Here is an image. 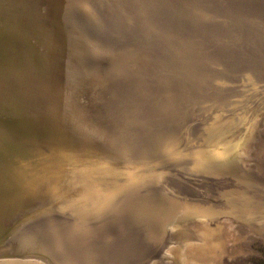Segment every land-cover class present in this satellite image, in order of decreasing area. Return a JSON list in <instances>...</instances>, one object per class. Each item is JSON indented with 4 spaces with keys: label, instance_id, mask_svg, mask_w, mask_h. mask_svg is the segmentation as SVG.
<instances>
[{
    "label": "rangeland",
    "instance_id": "rangeland-1",
    "mask_svg": "<svg viewBox=\"0 0 264 264\" xmlns=\"http://www.w3.org/2000/svg\"><path fill=\"white\" fill-rule=\"evenodd\" d=\"M68 1L74 15L71 16L68 25L74 31L75 40L65 47L59 45L53 57L56 64H54L56 76L59 78L57 81L61 84L68 81L69 85L65 82L66 95L70 93V89L77 88L75 78L86 76L89 84L93 86L94 81L90 78L93 64L95 67V61L100 60L101 56L108 61L105 99L100 107L93 103L95 108H92L93 111L98 109L102 111L98 116L107 121L105 124H108V127L105 131H99L101 123L97 126V121L92 120L91 125L84 120L80 129L83 132H89V135L85 138L86 142H74L72 145L75 147L72 148H77L78 151L88 148L91 150L90 153L96 152L92 154L105 161L103 164L107 167L111 166V163L116 165V170L112 172V169L108 170L110 172H95V175H103L105 178L97 182V185L102 187L97 188V195L107 194L111 190H120L128 182L123 189L128 196L121 202L122 204H118L123 212L116 216L107 212L102 218L91 220L89 223H92V226L95 225V228L91 230L77 226L78 230L75 226L81 208L90 203V198L80 200L79 192L75 191L76 185L68 189L70 193L66 196L59 194L51 198L46 197L36 205L37 207H34V210L33 208L29 209V212L25 210V217L29 215V218L37 211H44V208L48 209L49 213L51 211L49 207L52 205L55 206L53 207L56 211H52L51 215L41 212L45 215V220L33 222L34 224L25 228H17L10 235V240L4 239L6 244L2 243L3 240L0 242V254L20 249H22L21 252L33 250L46 254L53 264L58 262V264H177V259L181 260L182 264H264V232L253 230L236 211H224L223 214L212 219L187 216L186 220L176 222L170 220L169 223L173 222V232L177 231L176 236L173 235L171 239L173 242L176 241L175 243L166 239L165 236L158 237L155 234L156 212L167 207L165 203L159 202L169 203L168 197L174 199L177 197L176 200L188 202L200 199L186 196L189 192L186 185H189L190 180L200 182L204 177L205 180L214 178L235 181L239 186H245L247 183L257 185L259 183L254 179L255 173L259 180L264 182V77H259L258 71L250 64V59H254L256 50L264 57V0H90L91 3L89 0ZM79 12L83 13V19ZM82 24L84 33L81 31ZM97 55L100 58L96 57ZM81 57L86 59L82 60ZM102 69L98 73V80L104 76L105 69L104 71ZM102 81L104 82L105 79L103 78ZM100 90L95 92L97 96L100 95ZM67 97L70 99V95ZM51 100L54 101L53 98ZM59 101V99L55 101L58 104H56L57 107L64 111L66 108L69 110L68 104L64 105L65 102ZM94 101L99 102L100 99L96 97ZM72 103L74 105V102ZM64 106H66L65 109ZM86 109L78 111V115L80 117L91 115L92 112ZM217 113L219 116L229 114L228 116L234 119L235 115L244 114L255 122L248 123L253 128L252 135L236 125L240 136L245 138L241 148L243 147L242 149L248 153V158L242 160L243 167L237 164L226 169L219 168L222 174L213 177L205 170L194 167L191 163L193 159L184 157L182 153L186 155L201 150L211 152L210 148L197 146L205 139V128L207 129V126L212 123L215 115L218 116ZM96 114L97 112H94L92 116L96 117ZM49 115L48 113L44 115L38 113L33 116L28 114L26 131H32V135L25 132L17 134L18 142H26L30 152L33 149H39L44 154L53 152L52 146L46 140V142L41 141L50 130L49 123L41 116ZM67 116L74 121L77 119L73 118L69 112ZM0 124L5 125V123ZM74 127L78 125L71 126V128ZM45 130L47 132H44ZM28 136L32 141L27 138ZM175 138L178 140L175 141ZM33 139L38 140L37 144ZM163 140L166 142L164 143ZM42 145L45 150H42ZM46 145L49 146L46 147ZM48 147L50 148L47 149ZM172 147L178 151L172 154L173 157L168 150ZM7 157L10 158L8 154ZM26 160L27 158L23 160V163L15 165H19L20 176L26 179V182L29 181L27 183H31L36 179L34 178L36 164L33 160V164L30 163L29 158V163H26ZM130 160L138 161V163L143 161V164H139L140 166L135 164L133 166L138 168L135 169L136 175L131 178L134 182L136 178L140 179L138 183H134L123 174V171H120ZM46 161L53 162L51 158L41 159L37 168L40 165L48 169L52 168L51 163ZM10 162L14 163L15 158L11 157ZM29 169H31L30 172ZM108 175L113 177L108 179ZM206 189L209 192H215L214 194L222 191V189L211 191ZM97 195L94 197L95 200L98 199ZM81 196L84 194L82 193ZM47 201H50L49 204ZM96 203L99 207L97 200ZM34 216L33 219L39 217ZM68 228H71L70 232ZM74 229L80 233L78 234ZM97 229H100V233ZM87 231L90 233L87 234ZM190 234L194 239L185 243L183 236ZM172 244H175V247ZM152 248H155V251L152 252ZM109 249L112 252L108 251ZM177 250L181 252L178 253ZM149 253L157 254L153 257V254L148 255ZM147 256L153 258H144Z\"/></svg>",
    "mask_w": 264,
    "mask_h": 264
},
{
    "label": "bare ground",
    "instance_id": "bare-ground-1",
    "mask_svg": "<svg viewBox=\"0 0 264 264\" xmlns=\"http://www.w3.org/2000/svg\"><path fill=\"white\" fill-rule=\"evenodd\" d=\"M111 1H113V0H111ZM89 2H90V0H89ZM69 3L70 2L68 0H0V123H5V125L0 124V242L3 240L2 243L5 242L6 240H8L10 235L17 228H20V227L25 228L27 226H31L33 222H42L43 220H45V215L41 212L48 213V209H46V208H44L45 209L44 211H40V212L37 211V213L33 214L29 218H28L29 215L28 216L26 215L27 218L25 217L26 211L28 210V212H29L32 208L34 210L35 209L34 207L36 205H38V203L42 202V200L46 197L51 198V197L58 196L59 194L61 196L62 195L66 196L67 193H70L68 189L71 186L75 187V185H76L75 191L79 192L80 195H78V196H79L80 200H84L85 198H90V203L87 201L88 206L81 208V210H80L81 212H79V213L77 212L79 219H77L76 224H75L76 228H77V226H80L82 228L83 227L86 228L85 230H87V229L91 230V229L95 228L94 227L95 225L92 226L91 225L92 223H89V222L91 220H98V219L102 218L103 215L107 212L109 214H114V216H116L118 213H120L122 211V208L118 204L121 203L128 196V194H126V192L123 190L125 188V186L128 185V182H126L124 184V187L121 188L120 190H111L110 192H107V194L101 195V193H99V195H97L96 194V192H98L97 188L101 187V186H98L97 184L99 183V181L105 180V178L103 175H100V176L95 175V172H97V173L98 172H105V171H108L109 169L110 170L112 169L111 170V172H112L113 170H116V167H115L116 165L111 163V166L107 167L106 165L103 164V162H105V161H103L102 159H99L97 156L93 155L92 153H94V152L90 153L91 150H88V148H86V147H85L86 149H83V150L81 149L80 151H78L77 148L76 149L72 148V147H75L74 145H72V144H74V142H78V143L80 141L86 142L85 138L88 137L89 132H83V130L80 129V126L82 125V123H84V120L88 121V123H90L91 125L93 123L92 120L97 121V123H96L97 126H99V123H101V125L99 126V128H100L99 131L100 130L105 131L106 127H108V124L107 125L105 124L107 121L104 120V118H100L98 116V114H100L102 112V111L100 112V109L93 111L94 109L89 110L86 108H79L78 107V100H77V96L78 95L81 96V94L83 93L82 83L86 82L85 83L86 84L85 85V87H86L85 91L89 93L90 98L93 101L92 103H96V106H99V107L103 104L102 103L103 99H105V95H104L105 94V86L108 84V80H107V77H108V69L107 68L108 67L106 68V63H108V61H107V59H105L101 56L100 60L95 61L96 62L95 67L96 68L94 67V64H93L92 71L90 73V78H91V80L94 81L95 86L94 85L91 86V84H89V80L86 78V76L82 77V78L81 77L75 78V80H76L75 84H76L77 88L74 90L70 89L71 90L70 93L67 94V95H70V99L67 97L65 89H66L67 85H69L68 81L67 82L65 81L67 83V85L65 84V82H63L61 84L59 81H57V79H59V78H57V76H56V66H55L56 64H55L53 57H54V55H56L54 52H55V49H58L59 45H60V47L61 46L65 47V45H67L68 43H72L75 40L74 31H72L70 29L71 26L69 27V25H68V23L70 22L69 20H70L71 16L73 15L72 14L73 9L71 10ZM79 3L81 4L80 1H79ZM90 9H91V7H90ZM79 15H80V17L82 16L81 17L82 19L84 18L82 12H79ZM77 23H79V22H77ZM82 28L83 29L81 31H82V33H84L85 30H84L83 24H82ZM80 29H81V27H80ZM80 38L83 39V37L81 35H80ZM72 46H73V44H72ZM76 46H77V44H76ZM241 47H243V45ZM60 51H61V49H60ZM62 52H64V51H62ZM258 52L259 51L256 50L255 55H254V59L253 60L250 59V64L252 65L253 69L258 71L259 74H257V75L259 77H264V57H262L260 55V53H258ZM247 53H248V51H247ZM243 56H245V55H243ZM96 57L100 58L99 55H97ZM102 58H103V60H102ZM83 59L84 58H82V60ZM247 59H249V58H247ZM244 61H245V59H244ZM88 62L90 63V61H88ZM113 62H114V60H113ZM241 64H242V62H241ZM82 66H85V65H82ZM243 67H245V66H243ZM247 67H248V64H247ZM102 68H104L105 71ZM116 68H117V66H116ZM222 68H223V66H222ZM101 69L104 71V73H103L104 74L103 78L105 79L104 82L102 81L103 78L101 80H98V78H97L98 73H100ZM238 71H240V70H238ZM97 90L101 91L100 95H98V96L95 94V92ZM56 93H57V95H55ZM58 94H59V96H58ZM96 97H98L100 99L99 102L94 101V98H96ZM51 98H53L54 101H52ZM57 99H59L60 101L62 100V102H65L64 105L68 104L69 110H67V108H66V111H64L60 107H57L58 104L55 102V101H57ZM71 101L74 102V105ZM236 102H238V101H236ZM75 106H76V108H75ZM92 106H93V108H95V105H92ZM65 107L66 106H64V109H65ZM56 108H58V109L54 110ZM84 109H86L87 111L92 112V113L97 112L96 117H93L92 113L89 116L80 117L78 115V111L80 112L81 110H84ZM67 112H69L70 115L72 114L73 118H77V119L75 121L73 119H71L70 116H67ZM239 112H241V111H239ZM244 112H246V111H244ZM38 113H42L43 115H44V113L50 114L47 117L41 116V118H43L46 122L49 123L50 130H49V132H47L46 130L44 131V132H47V134H48V135L44 134L45 138L42 137V140L39 138L41 141L46 140L48 142V144L52 146L53 152L50 154H44V152H41L39 149L34 150L33 148H32L33 151L30 152V150L28 149L29 146L27 147L26 142L23 140L25 143H19L18 142L19 139L16 138L18 133H23V132H25L28 135H32V131L31 132L26 131V129H28V127L25 125L27 123L26 117H29L28 114H31L33 116V115H37ZM228 115H226V116L225 115L219 116V114H218V116L215 115V117L212 118L213 119L212 123L209 122L210 124L207 126V129L205 128L206 135H204V136H206V137L203 140V142L201 144H199L197 147L210 148L211 152L201 150V151H197L194 153L192 152V154H186V155H184L182 153V155L184 157H189V158L193 159V162H191V161L190 162L194 165V167H196L197 169L205 170V172H207V174H210L213 177L219 176L220 174H222V173H220L219 168H225L226 169V168L230 167L231 165L233 166V165H237V164H240V166L243 167V165L241 164L242 160L248 158V153L246 152V150L242 149L243 147L241 148V144L245 140V138L243 136H240L239 129L236 125L241 126L244 131H246L249 135H252L254 133L253 128L251 126H249L248 123H251L253 121H251L250 117L247 118V116H244V114L242 116L239 114L240 117H239V115L236 116L234 114L235 119L229 117ZM6 123H9V124L7 125ZM38 125H40V124H38ZM75 125L76 126L78 125V127L71 128V126H75ZM41 128H42V126H41ZM155 129H156V127H155ZM36 131H37V129H36ZM13 132H15L16 134H14ZM159 132H161V131H159ZM160 135H162V134H160ZM37 136H38V134H37ZM29 137L30 136H28L27 138H29ZM39 137H41V136H39ZM29 140H31V139L29 138ZM177 140L175 138V141H177ZM34 141H36V140H34ZM34 141H33V143H34ZM150 141L153 142V140H150ZM37 142H38V140L36 141L35 144H37ZM163 142L165 143L166 140L165 141L163 140ZM164 143H162V144H164ZM172 143H173V140H172ZM172 143H171V145H172ZM179 143H180V141H179ZM49 145H46V147ZM93 146H95V145H93ZM145 146H146V144H145ZM177 146H178V144H177ZM30 147H31V145H30ZM42 148H43V145H42ZM49 148L50 147H48L47 149H49ZM104 148H105V146H104ZM165 148H166V146H165ZM169 148H170V145H169ZM42 150H45V149L43 148ZM168 150L171 152V156H172V154L178 153V151H176V149H174L173 147L171 149H168ZM158 151H160V149ZM21 152H23V153H21ZM163 152H162V154H163ZM179 152H182V151H179ZM7 154L10 156V158L7 157ZM110 154H112V153L110 152ZM249 154H250V152H249ZM49 156H53V157H49ZM11 157L15 158L14 163L10 162ZM24 157H26L27 160H28V158L31 159L30 163H32V160H33V163L35 161L36 166L34 167L35 168V170H34V173H35L34 176L35 177L34 178H36V179L34 180V182L27 183L29 181L26 182V179L24 180L23 177L20 176L21 170L18 167L19 165H15V164L23 163V160L26 159V158L24 159ZM50 158H51V160H53V162H50V161H46V162L51 163L52 168L48 169L47 167H45V166L42 167L41 165L39 168H37V166H38L37 164L41 159L42 160L43 159L49 160ZM27 160H26V163H29V160L28 161ZM43 162L45 164V161H43ZM142 162L143 161H141V163H138V161H131L130 160L129 162L125 163V165L122 167V169L120 171H123L124 172L123 174L127 178H129L130 180L133 181V179L131 177H134L136 175L135 169L138 168L137 166L139 164H143ZM248 162H250V161H248ZM134 164L137 166L133 167ZM26 170H28V169L26 168ZM30 170L31 169H29V172H30ZM108 172H110V171H108ZM29 175H31V174H29ZM254 176H255V178L254 177L253 178L256 179V181H258V183H259V184L255 185L256 183L253 182L255 187L253 184H249V183H247V185H245V186H243V185L239 186L235 183V181H228L226 179L225 180L224 179L218 180V179H214V178L211 179L210 178L208 180H205L206 178L203 177V179L200 182L190 180V182L188 183L189 185H186V186H188V191H189L188 193H186L187 194L186 196L189 198L195 197V198H200V199L196 200L195 202H188L186 200H176L177 197H176V199H174L172 197L169 198L167 196L168 197L167 199H169V200H167V202L169 201L170 205H169V203H166L163 201L159 202L161 204L165 203L164 205H166L167 207L162 208L156 212V218H155L156 219V221H155L156 222V225H155L156 226L155 227L156 236H158V237L165 236L166 239L171 240L173 238V235L176 236L175 232H177V231L173 232V229H172L173 228L172 227L173 222H176L179 220H186L187 216H196V217H200V218H211L212 219L215 216H219L220 214H223L224 211H231V212L236 211L238 216L241 217V219L243 221H246V223L251 228H253V230L264 232V182L262 180H259V178L255 175V173H254ZM25 177H27V175ZM112 177L113 176H111V175L107 176L108 179H111ZM139 180L140 179L136 178V181L135 182L133 181V182L138 183ZM233 180H235V179H233ZM238 180H239V178H238ZM260 181H262V182H260ZM186 184H187V182H186ZM107 186L105 188H107ZM189 188H191V189H189ZM206 188H208L210 191L213 189H222V191H219V192H217V194H214L215 192L214 193L209 192ZM82 193L84 194V196H81ZM95 195L98 196L97 197L98 199H96V200L99 203V207L97 206L96 200L94 199ZM164 197H166V196H164ZM164 197H163V199H164ZM60 198H62V197H60ZM62 200H64V199H62ZM69 200H70V198H69ZM58 201L59 200H57V203H59ZM49 202L47 204H49ZM157 202H158V200H157ZM177 202H179V203L177 204ZM54 203H55V201H54ZM62 204H64V203H62ZM80 204H82V203H80ZM172 204H175V205H172ZM90 205H92V206H90ZM130 205H132V204H130ZM53 206L54 205L49 207L51 211H49L48 214H50V215H51L52 211H56L54 208L55 206L54 207ZM58 206H60V205H58ZM87 207L89 208L88 210H87ZM123 207H125V205H123ZM70 208H71V206H70ZM146 208H147V206H146ZM56 209H57V207H56ZM28 212H27V214H28ZM32 212H34V211H32ZM63 212H64V210H63ZM127 212H129V211H127ZM34 215H36V216L38 215L39 217L36 219H33L35 217ZM24 217H25V219L21 220ZM27 220L31 221V222L24 224L25 221H27ZM71 220H73V219H71ZM170 220H173V222L169 223ZM74 222H75V220H74ZM119 222H121V221H119ZM61 226H63V225H61ZM113 226H115V225H113ZM120 226H121V224L119 225V227ZM174 227H175V225H174ZM60 228H62V227H60ZM69 229H71V228H68V230ZM186 229H188V228H186ZM74 230L76 231V229H74ZM99 230H98V232H99ZM56 231L58 232V230H56ZM93 231H91V232H93ZM115 231H117V229ZM188 231H190V230L188 229ZM55 232H53V233L55 234ZM69 232H70V230H69ZM78 232L80 233V231H78ZM191 232H192V230H191ZM89 233L90 232H88L87 234H89ZM187 233H190V232H187ZM29 234H31V233L29 232ZM65 234H64V239L66 237ZM5 235L8 236L6 240H4L6 237ZM62 236H63V234H62ZM87 239H89V238H87ZM182 239L185 242V241L193 240L194 237L192 234H190L189 236H183ZM9 240H10V238H9ZM195 241H196V239H195ZM29 242H31V240ZM36 242H37V240H36ZM175 242L176 241H174V242L172 241V243H175ZM110 243L112 244L111 239H110ZM125 243H126V241H125ZM185 243H187V242H185ZM5 244H6V242H5ZM8 244H10V243H8ZM179 244H178V246H179ZM49 246H51V245H49ZM115 246H118V245H115ZM173 246L175 247V244ZM106 247H107V245H106ZM181 247H179L180 250L182 249ZM123 248H125V247H123ZM48 249H52V248H48ZM58 249H59V247H58ZM152 249H153L152 252L155 251V248H152ZM20 250H22V249H20ZM20 250H17V251L13 250V251H10L9 253L5 252L3 254H0V256L6 257V255L14 256V255L26 254L27 257H25L26 259H24V260L27 263H25V264H53L51 262L50 258L44 253L36 252L33 250L31 252H21ZM35 250H37V249H35ZM108 251H110V249ZM182 251H183V249H182ZM110 252H112V251H110ZM127 252H128V250H127ZM171 252H173V251H171ZM179 252H181V251H178V253ZM33 253L41 255V256L45 257V259H40L38 257L31 256V254H33ZM128 253H127V256L129 255ZM151 254H153V253H149L148 255H151ZM156 254L157 253H154L153 257H155ZM153 257L147 256L144 258H153ZM74 260H76V259L74 258ZM56 261H58V260H56ZM73 262H75V261H73ZM176 262H177V264H182L181 260L177 259ZM10 264H14V263H10Z\"/></svg>",
    "mask_w": 264,
    "mask_h": 264
},
{
    "label": "water",
    "instance_id": "water-1",
    "mask_svg": "<svg viewBox=\"0 0 264 264\" xmlns=\"http://www.w3.org/2000/svg\"><path fill=\"white\" fill-rule=\"evenodd\" d=\"M86 82H83L82 83V87H83V93L81 94V96H77V100H78V107L79 108H87V109H92L93 108V101L92 99L90 98V95L88 92L85 91L86 87H85V84ZM31 221H25L24 224H27ZM7 235V234H6ZM5 235V236H6ZM3 237V236H2ZM8 236L5 237V239L7 238ZM31 256H34V257H38L40 259H45V257L41 256V255H38V254H31ZM25 257H27L26 254H23V255H14V256H10V255H6V257L4 256H0V264H10V263H14V264H25L27 263L24 259H26Z\"/></svg>",
    "mask_w": 264,
    "mask_h": 264
}]
</instances>
